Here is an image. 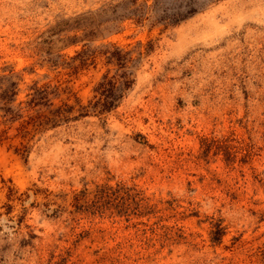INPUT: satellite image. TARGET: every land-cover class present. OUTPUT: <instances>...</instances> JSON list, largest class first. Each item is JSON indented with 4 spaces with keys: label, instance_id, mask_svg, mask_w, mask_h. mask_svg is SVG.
<instances>
[{
    "label": "rangeland",
    "instance_id": "rangeland-1",
    "mask_svg": "<svg viewBox=\"0 0 264 264\" xmlns=\"http://www.w3.org/2000/svg\"><path fill=\"white\" fill-rule=\"evenodd\" d=\"M124 73L115 110L34 129L35 87L88 105ZM12 83L0 264H264V0H0Z\"/></svg>",
    "mask_w": 264,
    "mask_h": 264
},
{
    "label": "trees",
    "instance_id": "trees-1",
    "mask_svg": "<svg viewBox=\"0 0 264 264\" xmlns=\"http://www.w3.org/2000/svg\"><path fill=\"white\" fill-rule=\"evenodd\" d=\"M109 54L110 55L107 57L108 63H116L119 68L126 67L128 62L127 54L122 55L121 51H115L113 53L110 52ZM87 56V51L81 52L74 58L73 61L80 59L84 62L87 60ZM123 77L124 80L120 81L115 77L109 78L105 75L95 88V92L97 93L95 96L96 100L94 102L91 101L88 105H81L77 103L76 105L69 106L67 104H63L56 108H52L53 103H51L50 95L56 94L58 88L50 90L49 86L40 88L35 87L28 106L32 108H45L46 111L43 114L38 115L34 120V129L39 130L47 127H56L62 122L75 120L94 112L99 115L110 113L118 108L124 96L125 90H127L132 84V81L127 80L126 73L123 74ZM15 89L16 84L12 83L10 89H7L0 94V103L3 104L1 109L5 112L4 115L9 117L10 120L19 117L17 116L18 112L14 111L12 107H7L9 103L13 102V97L16 96ZM74 113H77V115L72 116Z\"/></svg>",
    "mask_w": 264,
    "mask_h": 264
}]
</instances>
